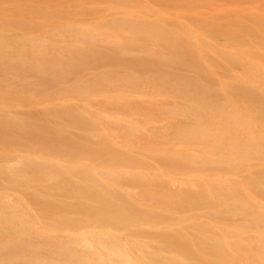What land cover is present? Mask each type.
Segmentation results:
<instances>
[{"label": "bare ground", "instance_id": "1", "mask_svg": "<svg viewBox=\"0 0 264 264\" xmlns=\"http://www.w3.org/2000/svg\"><path fill=\"white\" fill-rule=\"evenodd\" d=\"M6 1L0 264H264V0Z\"/></svg>", "mask_w": 264, "mask_h": 264}, {"label": "rangeland", "instance_id": "2", "mask_svg": "<svg viewBox=\"0 0 264 264\" xmlns=\"http://www.w3.org/2000/svg\"><path fill=\"white\" fill-rule=\"evenodd\" d=\"M7 2V4L9 5V6H11L12 7V5L14 4V2H13V0H8V1H6ZM43 3H44V0H34V2L32 3L31 1H29V3L27 4L28 5V7L26 8V9H23L24 11H25V13H32L33 14V16H35V18H36V20L37 21H40V19H42L43 18V16H42V13L40 12V9H39V7H41V5H43ZM54 3L56 4V5H62V4H64V2H63V0H54ZM26 4V3H25ZM31 4H35V5H31ZM22 12V11H21ZM19 13L20 12H18V15H14V16H11V17H9L11 20H12V24H10V25H13L14 24V21H13V19L14 18H16V17H18V20L19 21H22L23 20V18L22 17H19ZM85 17V18H84ZM87 17H90V14H86L85 16H78V18L79 19H81V20H84V19H88ZM65 18V17H64ZM9 23H10V20H9ZM0 24H2V17L0 16ZM0 33H2V30H0ZM18 34H22V32L21 31H18L17 32ZM51 85H53L52 83H50ZM53 90V89H52ZM36 95V94H35ZM38 96V100H40L41 99V94H39V95H37ZM36 96V97H37ZM40 96V97H39ZM45 96V95H44ZM35 97V96H34ZM43 98V97H42ZM48 98V97H47ZM47 98H43V100H50V99H52L51 97H49L48 99ZM140 98H144V97H138L137 99H140ZM107 100H111V99H107L105 96H101V95H99L98 97H94L93 99H91V104H90V106H91V109L93 110V111H95V112H107V113H109V114H111V115H113V116H119V117H124L125 115H126V113H124L123 112V110L122 109H115V108H109V107H107V106H104L103 104L105 103V101H107ZM166 101H174L173 99H171V98H166L165 99ZM49 102H51V101H49ZM94 102H96V103H94ZM103 102V103H102ZM17 105H15V104ZM52 106V103L51 104H49V106L48 107H51ZM0 108H3L4 110H6L8 113H10V114H12V116H14L15 118H18V119H25V118H29V119H35V118H37V117H39V116H45L46 114L45 113H42L41 111L43 110L44 111V109H46V108H41V109H38V111L37 110H35V109H31V108H26V107H23V106H18V104H17V102L16 101H14V100H11V101H9V100H4V99H0ZM48 109H50V108H48ZM109 109V110H108ZM107 110V111H106ZM118 111V112H117ZM111 112V113H110ZM117 112V113H116ZM50 116L52 115V113L51 114H49ZM136 118H140V117H137V116H135ZM1 118H3V114H1L0 113V122H3V120L1 119ZM73 124H75V123H73ZM155 125L154 124H152V125H148V126H146V129H150V128H152V127H154ZM73 132H81L80 130L79 131H73ZM78 137V136H77ZM0 139L2 140V141H4V139H3V137H0ZM1 142V141H0ZM20 146H14V148L13 149H11V151H12V154L10 155V157H9V159L8 160H6V161H4L3 163H0L2 166L3 165H12L13 163H15V162H17L18 161V159H19V157H20V155H22V154H24V152H26V151H29V152H27V153H32V154H34V153H36V151H31V150H29V149H24V147L22 146V144H19ZM82 147V146H81ZM6 148H9V147H6ZM65 154H67V153H65ZM67 156V155H66ZM83 160H86V155L85 154H83L82 153V156H80ZM173 185H176V184H173ZM178 185V184H177ZM15 187V186H14ZM14 187H12L9 183H7V184H3V185H1L0 186V191H1V194L3 195V196H8L9 194H14L15 193V195H17V196H19L20 198H24V192H22V191H19L18 189H16V188H14ZM175 187H178V186H175ZM174 187V188H175ZM49 188H51V187H49ZM176 189V188H175ZM51 191V193H53V191L52 190H50ZM54 194V193H53ZM60 206H57V208L59 209V210H64V209H62V207H60ZM32 208V207H31ZM33 211H34V209H33ZM60 213L62 214V215H64L61 211H60ZM40 218H42L41 216H40ZM43 219V218H42ZM44 220V219H43ZM45 223H48V224H50V222L49 221H47V222H45ZM60 237L62 238V240H60V242L61 243H67V240H65L64 239V235H60ZM49 242H51V241H49ZM41 244H43V245H48V241L47 240H42V242H41ZM52 244V242L51 243H49V245H51ZM59 264H63V263H59Z\"/></svg>", "mask_w": 264, "mask_h": 264}]
</instances>
